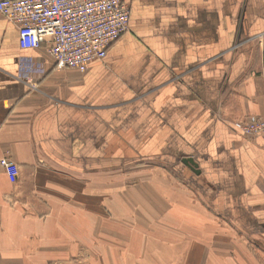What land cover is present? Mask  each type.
<instances>
[{
  "label": "crops",
  "instance_id": "obj_1",
  "mask_svg": "<svg viewBox=\"0 0 264 264\" xmlns=\"http://www.w3.org/2000/svg\"><path fill=\"white\" fill-rule=\"evenodd\" d=\"M22 57L43 65L35 87ZM246 115L264 116V0H132L85 72L20 49L0 15V158L18 167L0 172V264H264V138L233 127Z\"/></svg>",
  "mask_w": 264,
  "mask_h": 264
},
{
  "label": "built area",
  "instance_id": "obj_2",
  "mask_svg": "<svg viewBox=\"0 0 264 264\" xmlns=\"http://www.w3.org/2000/svg\"><path fill=\"white\" fill-rule=\"evenodd\" d=\"M132 0H0V15L17 29L20 49L44 47L58 68L85 72L129 29ZM41 62L22 57L19 79L36 86L43 76ZM247 138H264V116L246 115L232 122ZM0 172L11 183L18 178L16 163L0 158Z\"/></svg>",
  "mask_w": 264,
  "mask_h": 264
},
{
  "label": "rangeland",
  "instance_id": "obj_3",
  "mask_svg": "<svg viewBox=\"0 0 264 264\" xmlns=\"http://www.w3.org/2000/svg\"><path fill=\"white\" fill-rule=\"evenodd\" d=\"M147 165H145V168L144 167L143 168L142 167H137V166L125 168V177H138V176H141V175L155 174V173H153L155 170H151L152 171V173H151V171H150L151 167H149ZM118 174H115V175H118ZM131 207H133V206H131ZM102 217H103L102 223H105L106 221L112 222L114 224L122 223L121 220L116 219L115 217L114 218L107 217V215H104ZM142 222L144 223V221H142ZM125 223L126 224H135V225H137V224L140 223V221L138 222V219L136 218V216H133V215L131 216V215L127 214L126 217H125ZM84 233L88 235V232H84ZM115 234H117V233H115ZM135 234H137V233H135ZM89 235H90V233H89ZM129 236H130L129 232L125 231V241L126 242L130 240L131 236L130 237ZM106 240H108V242L110 244H116L115 240H117V238L115 237V235H112V237H110L109 239L108 238L106 239L105 237H103L102 240H101V242H103L102 243L103 246L109 245V243L106 242ZM104 248L106 249V247H104ZM85 256H86V254L83 253L82 256H81L82 257L81 259H72V260L66 259L65 262H66V264H90L88 262L87 258H85Z\"/></svg>",
  "mask_w": 264,
  "mask_h": 264
},
{
  "label": "water",
  "instance_id": "obj_4",
  "mask_svg": "<svg viewBox=\"0 0 264 264\" xmlns=\"http://www.w3.org/2000/svg\"><path fill=\"white\" fill-rule=\"evenodd\" d=\"M181 161L192 171L199 173V170L197 169V163L194 161L192 157H184L181 159Z\"/></svg>",
  "mask_w": 264,
  "mask_h": 264
}]
</instances>
